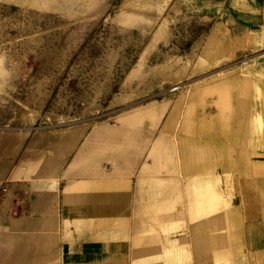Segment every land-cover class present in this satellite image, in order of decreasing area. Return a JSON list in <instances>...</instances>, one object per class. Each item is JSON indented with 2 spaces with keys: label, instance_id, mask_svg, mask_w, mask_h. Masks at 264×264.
Wrapping results in <instances>:
<instances>
[{
  "label": "crops",
  "instance_id": "crops-1",
  "mask_svg": "<svg viewBox=\"0 0 264 264\" xmlns=\"http://www.w3.org/2000/svg\"><path fill=\"white\" fill-rule=\"evenodd\" d=\"M199 1L209 17L222 13L218 26L264 45V0ZM210 59L204 53L197 66ZM261 78L251 83L260 98L239 120L208 95L9 146L0 158V264H264Z\"/></svg>",
  "mask_w": 264,
  "mask_h": 264
},
{
  "label": "rangeland",
  "instance_id": "rangeland-1",
  "mask_svg": "<svg viewBox=\"0 0 264 264\" xmlns=\"http://www.w3.org/2000/svg\"><path fill=\"white\" fill-rule=\"evenodd\" d=\"M46 2L0 7V158L37 132L116 122L144 105L210 95L239 120L260 98L251 83L264 79V45L218 26L222 13L209 17L199 0Z\"/></svg>",
  "mask_w": 264,
  "mask_h": 264
}]
</instances>
